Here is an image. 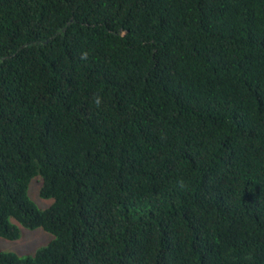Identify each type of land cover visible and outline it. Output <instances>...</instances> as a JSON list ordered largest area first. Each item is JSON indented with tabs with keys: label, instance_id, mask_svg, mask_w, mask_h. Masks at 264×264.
<instances>
[{
	"label": "trees",
	"instance_id": "obj_1",
	"mask_svg": "<svg viewBox=\"0 0 264 264\" xmlns=\"http://www.w3.org/2000/svg\"><path fill=\"white\" fill-rule=\"evenodd\" d=\"M21 228L51 239L0 264H264V0H0Z\"/></svg>",
	"mask_w": 264,
	"mask_h": 264
},
{
	"label": "rangeland",
	"instance_id": "obj_2",
	"mask_svg": "<svg viewBox=\"0 0 264 264\" xmlns=\"http://www.w3.org/2000/svg\"><path fill=\"white\" fill-rule=\"evenodd\" d=\"M39 185V182L33 178L28 186V195L40 209H44L50 204L51 200L38 197ZM50 239V234L41 228H21L20 237L16 240H8L0 237V250L14 252L19 256H29L37 248L48 243Z\"/></svg>",
	"mask_w": 264,
	"mask_h": 264
},
{
	"label": "clouds",
	"instance_id": "obj_3",
	"mask_svg": "<svg viewBox=\"0 0 264 264\" xmlns=\"http://www.w3.org/2000/svg\"><path fill=\"white\" fill-rule=\"evenodd\" d=\"M94 103L99 106V104L101 103V98L99 96H97L94 100Z\"/></svg>",
	"mask_w": 264,
	"mask_h": 264
}]
</instances>
